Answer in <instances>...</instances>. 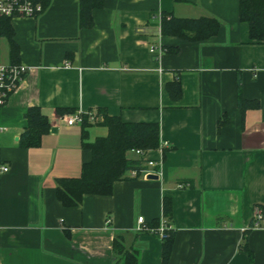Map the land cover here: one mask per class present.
<instances>
[{"label":"crops","instance_id":"0c3cea01","mask_svg":"<svg viewBox=\"0 0 264 264\" xmlns=\"http://www.w3.org/2000/svg\"><path fill=\"white\" fill-rule=\"evenodd\" d=\"M79 3L52 0L37 18L11 21L27 73L0 105V166L9 168L0 173V264H117V237L139 264H163L162 241L135 227L139 217L167 221L164 199L172 208L168 264H264V222L253 219L254 208L264 209V45L250 41L239 0H104L90 28L80 25ZM163 13L215 18L220 28L201 42L162 36ZM152 45L170 51L156 60ZM8 65L0 37V66ZM239 74L243 99L257 108L240 110ZM176 81L177 100L168 89ZM32 107L51 130L25 149L19 139ZM59 110L157 124L160 147L146 157L162 159L159 179L118 181L110 196L65 207L57 180L79 178L92 154L81 126L63 121L72 113ZM107 134L93 125L88 142Z\"/></svg>","mask_w":264,"mask_h":264},{"label":"trees","instance_id":"16d2710c","mask_svg":"<svg viewBox=\"0 0 264 264\" xmlns=\"http://www.w3.org/2000/svg\"><path fill=\"white\" fill-rule=\"evenodd\" d=\"M41 7L35 18L41 15L52 0H32ZM104 0H80L79 21L82 28H90L93 24L92 11L103 6ZM239 19L247 24L249 38L253 44L264 45V0H239ZM12 18L0 16V37L7 38L9 42L8 67L18 66L19 51L14 42V31L11 25ZM220 28V23L215 18L180 19L169 14L160 16V34L162 36H175L191 42H201L215 36ZM170 50L163 48V52ZM172 98L181 97V86L178 81L168 86ZM12 94V93H11ZM9 94L8 97L11 95ZM7 97V99H8ZM238 104L240 110L257 108V102L243 99L240 74L238 82ZM61 114L73 113L72 110H59ZM97 120L89 122L87 114H82V146L89 149L92 158L82 167L81 176L74 179H58L56 189L57 199L65 207L78 206L84 195L110 196L113 193L115 182L123 180H137L146 170L147 160L136 152L146 154L148 151L160 147L159 127L153 123H125L118 117H112L104 110L95 112ZM26 127L19 139V146L25 149L41 146L42 137L49 133L51 126L45 115L38 107L29 108L25 113ZM224 123V122H223ZM93 125L106 127L108 134L98 137L93 142H88V129ZM135 156H132L131 154ZM136 172V176H129L130 172ZM261 208L262 207H259ZM264 212V209H262ZM171 202L164 199V217L171 218ZM162 219H156L147 223V227L153 232L143 231L138 234L149 233L157 237L163 243L162 260L168 264L173 247V229L164 219L169 229L165 230L166 239H161L158 233ZM245 246V245H244ZM113 250L118 257L117 264H139L138 252L125 250L122 240L118 237L114 240Z\"/></svg>","mask_w":264,"mask_h":264},{"label":"built area","instance_id":"2783aa9c","mask_svg":"<svg viewBox=\"0 0 264 264\" xmlns=\"http://www.w3.org/2000/svg\"><path fill=\"white\" fill-rule=\"evenodd\" d=\"M41 11V7L33 3L32 0H0V16L11 17H27L35 18L37 13ZM150 52L156 60H159L161 55L164 53L161 46L152 45L150 47ZM27 73V69L24 66L18 65L16 67H3L0 66V105H3L9 94L13 93L18 87L19 83L22 81ZM81 112H76L72 114H66L63 117V121L67 126L81 125L83 122ZM89 117V122L94 123L97 120V115L95 112L86 113ZM136 155L142 156L144 160H147L146 170L141 174V178L147 179L149 175L161 176L162 169V159L158 161L148 160L146 154L136 152ZM9 168L5 165L0 166V173H6ZM129 176H136V172H130ZM183 187V186H180ZM254 226L259 227L261 223L264 222V212L261 208H254L253 211ZM107 225L110 224V219L106 220ZM231 227V224L229 225ZM169 229L164 220L161 221L158 233L161 239H166L167 235L165 230ZM137 233L143 231L153 232L152 229L147 227V223L143 217L137 219V226L135 227Z\"/></svg>","mask_w":264,"mask_h":264},{"label":"water","instance_id":"95a60500","mask_svg":"<svg viewBox=\"0 0 264 264\" xmlns=\"http://www.w3.org/2000/svg\"><path fill=\"white\" fill-rule=\"evenodd\" d=\"M147 179H149V180H158L159 177H158L157 175H149V176L147 177Z\"/></svg>","mask_w":264,"mask_h":264}]
</instances>
